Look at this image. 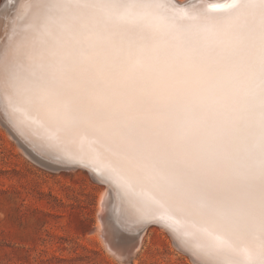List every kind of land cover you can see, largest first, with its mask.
I'll return each instance as SVG.
<instances>
[{"label":"snow or ice","instance_id":"obj_1","mask_svg":"<svg viewBox=\"0 0 264 264\" xmlns=\"http://www.w3.org/2000/svg\"><path fill=\"white\" fill-rule=\"evenodd\" d=\"M27 8L0 31V107L103 175L114 251L177 217L195 264H264V0Z\"/></svg>","mask_w":264,"mask_h":264},{"label":"rangeland","instance_id":"obj_2","mask_svg":"<svg viewBox=\"0 0 264 264\" xmlns=\"http://www.w3.org/2000/svg\"><path fill=\"white\" fill-rule=\"evenodd\" d=\"M91 176L45 162L0 124V264H194L157 225L116 258L95 231L105 183Z\"/></svg>","mask_w":264,"mask_h":264},{"label":"bare ground","instance_id":"obj_3","mask_svg":"<svg viewBox=\"0 0 264 264\" xmlns=\"http://www.w3.org/2000/svg\"><path fill=\"white\" fill-rule=\"evenodd\" d=\"M168 2L176 4L178 6H187L189 4H192L197 9L207 10L209 12H220L223 11L224 6L229 3L230 0H168ZM14 3H16V0H0V31H3L6 22L10 19L11 16L15 15L17 11L27 13L28 0H19V5L17 8L13 7ZM216 5H220V7H216ZM0 124H2L7 129L8 134L12 138L17 140L18 143H20L26 150L30 151V153H33L35 156L41 158L45 162L61 167H83L87 169L88 172L99 181H103L105 183V185L102 187L100 196L99 222L97 223V230L95 229V231H97L98 234L101 235L100 237L102 238V242H104L105 246L107 247V250H109L116 258L122 260L123 262L132 257V255L138 252V250L141 248L145 239V234H147L146 231L151 228L150 226L157 225L160 229L169 233L175 245L181 251L187 253L195 264V261L192 258L189 249L197 248L198 246L206 243V240L202 237L193 236L188 225L181 222L177 217H172L166 221H157L145 224L143 226V230L139 234V237L129 244L125 254L123 256L118 255L113 248V245L117 243V241L113 235L112 230L106 226V217L108 213L105 205L111 200L112 191L111 187L105 182L103 175L94 171L93 167H86L81 165L80 163L69 161L62 155L52 151L46 146V144L38 135L34 134L31 128L26 125L19 124L13 117L9 116L2 107H0ZM179 231H184L185 233H187L186 244H178L177 235Z\"/></svg>","mask_w":264,"mask_h":264},{"label":"water","instance_id":"obj_4","mask_svg":"<svg viewBox=\"0 0 264 264\" xmlns=\"http://www.w3.org/2000/svg\"><path fill=\"white\" fill-rule=\"evenodd\" d=\"M70 167H75V166H70ZM92 175V174H91ZM93 176V175H92ZM94 177V176H93ZM95 178V177H94ZM95 179H97V178H95Z\"/></svg>","mask_w":264,"mask_h":264}]
</instances>
